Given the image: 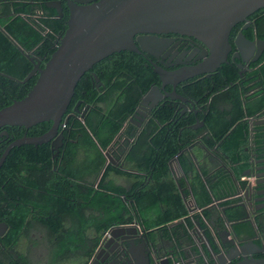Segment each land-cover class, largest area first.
<instances>
[{
  "label": "flooded vegetation",
  "instance_id": "af4514ba",
  "mask_svg": "<svg viewBox=\"0 0 264 264\" xmlns=\"http://www.w3.org/2000/svg\"><path fill=\"white\" fill-rule=\"evenodd\" d=\"M76 1L84 4L86 0L28 3L35 9L43 2L45 8L35 10L32 18H45L48 26L55 29L67 24L68 4H77ZM62 34V31L56 34L49 50L56 48ZM237 36L248 42L240 51L233 45ZM228 43L231 50L226 61L215 65L209 61L211 56L204 44L193 37L175 31L136 34L133 36L136 51H129L133 55L111 54L83 75L84 80L94 78L95 99L107 95L111 87L125 83L130 104L126 112L113 117L115 122L118 119L123 122L107 146L110 159L103 163L95 185L101 183L108 169L105 181L116 179L124 190L130 187L134 174L144 178L141 189L148 187L152 170L145 160H139V150L132 161L139 172L133 170L126 160L128 147H143V153L147 147H158V143L159 147H166V142L171 147H186L179 155L189 156L185 164L191 166V173L198 175V178L185 175L177 158L167 163L168 175L164 174L161 181L164 199L161 210H167L168 189L172 188L179 200L173 213L182 211L191 223L186 232L179 226L184 221L182 217L176 220L178 227L172 236L166 230L176 224H166L154 234L133 221L112 225L101 233L94 253L84 264H264V7L234 25ZM38 60L40 64L46 61L44 55ZM113 62L120 76L113 77L108 70ZM181 69L188 70L183 80L173 75ZM91 111L92 106L83 104L73 92L64 123L71 119L83 123ZM105 115L101 112L92 118L102 122L108 119ZM236 131L240 134L237 147L242 149L236 154L238 163L234 165L246 166L237 179L230 173L233 167L224 150ZM228 176L231 187L226 182ZM200 195L210 201L198 203L195 196ZM121 198L125 200L126 196ZM82 203L78 202L79 210ZM201 215H207L205 229L199 226ZM63 222L64 226L69 222L68 216ZM47 226L35 218L25 223L22 235L29 232L36 239V244L23 255L25 264L47 263L37 250L40 247L45 250L51 240L59 242L56 239L59 233L49 238L52 232ZM115 227L123 231L114 230ZM5 234L6 228L0 230L3 263L16 260L10 258L6 249Z\"/></svg>",
  "mask_w": 264,
  "mask_h": 264
},
{
  "label": "trees",
  "instance_id": "16d2710c",
  "mask_svg": "<svg viewBox=\"0 0 264 264\" xmlns=\"http://www.w3.org/2000/svg\"><path fill=\"white\" fill-rule=\"evenodd\" d=\"M29 1L0 0V108L7 107L12 101L20 100L26 95L37 78L34 76L29 81L20 83L33 68L28 58H32L33 61L42 55L44 60L49 58L55 50H49L52 39L61 31L64 32L66 27V25H59L53 29L48 26L49 23L45 18L33 19L34 11L45 8V5L41 2V5L33 9ZM31 1L34 2V0ZM122 52L124 56L133 55L128 50ZM40 66H44V63L41 62ZM108 70L113 77L121 75L114 62ZM82 78L83 76L76 83L74 96L81 99L83 104H90L92 111L83 123L71 119L68 124H65L63 116L58 128V132L62 134V145L58 156L53 157L54 153L48 142L38 146L23 145L12 148L0 167V223L6 226L3 240L6 242V249L10 252L9 256L16 259L11 262H0V264H25V257L17 248L25 223L33 218L38 219L42 225H48L50 228L48 226L47 228L52 233L60 234L65 224L63 218L68 216L67 237L70 243H63L56 248L52 258L54 264L65 252H82L89 246L86 262L94 253L101 233L106 232L112 225L130 224L133 221L138 227L150 230L154 234L164 228V225L172 224L181 217L184 218L182 211L173 213L172 209L174 205H178L179 200L176 195L174 196L172 188L168 189L167 210L165 212L161 210V205L164 203L161 181L164 174L168 175L166 174L167 163L186 147H171V143L167 144V142L166 147H159L158 143L156 144L158 147H147L143 153V147H128L126 160L131 162L130 167L133 170L139 172L137 165L132 162L137 158L136 150L140 151L139 160H145L149 170H152L150 184L144 189L140 188L144 178L137 174H130L133 180L129 188L125 187L128 190L122 189L123 186L105 181V176L109 174L108 169L101 183L95 185L98 172L108 159L103 153L109 148L108 144L123 122L122 119L115 122L113 117L126 112L130 104L125 83L111 87L107 95L95 99L96 92L93 88L95 83L92 82L94 78L88 80ZM100 103L104 104V107L100 106ZM101 112L106 113L107 120L100 122L92 118ZM50 125H52L51 122L43 121L28 129L0 127V132L6 133L5 137L0 136V156L11 141L23 135L39 136L48 130ZM239 136L240 134L236 131L228 147L224 148L233 167L230 173L235 179L239 178L240 171L246 167L244 164L234 165L238 163L236 154L242 149L237 147ZM178 158L185 175L191 174L198 178V175L191 173V166L185 164L189 156L181 154ZM226 182L231 187L229 176ZM121 195H125L126 199H122ZM195 197L198 203L210 201L205 195ZM79 201L84 202L80 205V210L77 207ZM72 204H75V207ZM206 218L207 215H201L198 218L202 229H205ZM179 226L183 232H186L191 227L190 220L184 218ZM177 227L176 224L170 230H166L167 234H174ZM57 229H59L58 232ZM88 231L92 234L91 245L88 243L90 241ZM77 242L80 246H77L76 251L74 248L67 247Z\"/></svg>",
  "mask_w": 264,
  "mask_h": 264
},
{
  "label": "water",
  "instance_id": "95a60500",
  "mask_svg": "<svg viewBox=\"0 0 264 264\" xmlns=\"http://www.w3.org/2000/svg\"><path fill=\"white\" fill-rule=\"evenodd\" d=\"M68 4L66 29L58 36V44L44 66L40 60L23 81L37 76L36 81L17 101L0 108V127L28 129L51 122L50 128L36 137H22L11 141L0 156V167L12 148L23 145L38 146L49 143L56 158L62 144L59 125L69 106L77 81L95 64L113 53L136 51L133 36L180 32L204 44L211 63L225 62L231 46L228 36L234 25L264 7V0H86ZM48 6V4H46ZM49 7V6H48ZM141 45L142 38L137 39ZM248 42L237 36L236 51ZM142 46V45H141ZM143 49V48H142ZM180 79L188 70L173 73ZM6 136L4 131L0 136ZM110 159L108 150L104 151ZM178 152L172 160L177 159ZM136 224V223H135ZM132 225L135 230L136 225ZM173 225V224H172ZM0 223V230L5 229ZM114 230H122L115 227Z\"/></svg>",
  "mask_w": 264,
  "mask_h": 264
},
{
  "label": "crops",
  "instance_id": "0c3cea01",
  "mask_svg": "<svg viewBox=\"0 0 264 264\" xmlns=\"http://www.w3.org/2000/svg\"><path fill=\"white\" fill-rule=\"evenodd\" d=\"M131 181V180H130ZM112 183L113 184H115V185H120V186H123L122 184H120L116 179H113L112 180ZM128 185V184H127ZM125 186V185H124ZM33 219H31L30 221H32ZM67 223H69V222H67ZM173 225H175L176 224V222H174V223H172ZM69 225V224H68ZM67 224L62 228V230H61V233L59 234V236L56 238L59 242H54V241H52L51 240V245L49 246V245H47L46 247H45V250L47 251H45V250H43V248L42 247H40L37 251H38V253L42 256V257H44L45 256V258L47 259V263L46 264H54V263H52V258H53V254L55 253V250H56V248H58L61 244H65V243H67V244H69L70 243V240H69V238L67 237V232H68V230H69V226H68ZM50 232V231H49ZM156 233V232H155ZM32 234H33V232H32ZM52 234V233H51ZM50 233H49V238H52L53 237V235L54 234H56V233H53L52 235H51ZM91 233L88 231L87 232V235H89L88 236V238L90 239V241H88V243L91 245L92 243H93V240H92V234L90 235ZM31 234L28 232V233H26V234H24V235H22L21 236V241H20V243H19V246H18V251H20L23 255L24 254H26L27 253V251L25 252V253H23L22 252V250H21V248H20V244H22V242H24L25 240H26V242H27V248H28V250L32 247V246H34L35 244H36V239H34L33 238V236L31 237L30 236ZM34 235V234H33ZM168 235H170V236H172L171 234H168ZM35 236V235H34ZM83 244H84V242H83ZM77 246H80V244L77 242V243H74V244H70V245H68L67 247H71V248H74V250L76 251V249H77ZM88 248H89V246L84 250V251H79V252H70V251H67V252H65L63 255H61V257L59 256V258L57 259L58 261L55 263V264H58L59 262H61L62 263V261H64L65 259H73L74 261V264H84L85 263V258H86V255H87V253H88ZM90 258V257H89ZM88 260V259H87Z\"/></svg>",
  "mask_w": 264,
  "mask_h": 264
},
{
  "label": "rangeland",
  "instance_id": "374dc122",
  "mask_svg": "<svg viewBox=\"0 0 264 264\" xmlns=\"http://www.w3.org/2000/svg\"><path fill=\"white\" fill-rule=\"evenodd\" d=\"M20 248L22 250L23 253H25L27 251V242L26 240L24 242H22V244H20ZM73 259H65L64 261L59 262L58 264H74Z\"/></svg>",
  "mask_w": 264,
  "mask_h": 264
}]
</instances>
